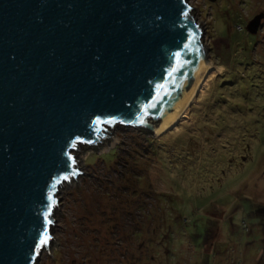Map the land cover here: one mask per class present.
I'll use <instances>...</instances> for the list:
<instances>
[{
	"label": "rangeland",
	"instance_id": "obj_1",
	"mask_svg": "<svg viewBox=\"0 0 264 264\" xmlns=\"http://www.w3.org/2000/svg\"><path fill=\"white\" fill-rule=\"evenodd\" d=\"M190 3L214 68L186 117L76 148L37 264H264V0Z\"/></svg>",
	"mask_w": 264,
	"mask_h": 264
},
{
	"label": "water",
	"instance_id": "obj_2",
	"mask_svg": "<svg viewBox=\"0 0 264 264\" xmlns=\"http://www.w3.org/2000/svg\"><path fill=\"white\" fill-rule=\"evenodd\" d=\"M190 2L0 0V264L49 250L76 148L110 145L116 124L164 132L208 60Z\"/></svg>",
	"mask_w": 264,
	"mask_h": 264
},
{
	"label": "bare ground",
	"instance_id": "obj_3",
	"mask_svg": "<svg viewBox=\"0 0 264 264\" xmlns=\"http://www.w3.org/2000/svg\"><path fill=\"white\" fill-rule=\"evenodd\" d=\"M213 68H214V63L211 60L205 61L204 65L201 69V72L199 73L198 78H197L195 84L192 86L187 97L185 98V100L183 101V103L181 104L179 109L176 111V113L169 119V121L160 127L157 135L160 134L161 132L171 128L172 126H174L179 121L180 118L186 117V113H185L186 110L190 106L191 102L194 100V97L196 96L197 92L199 91L203 81L205 80V77Z\"/></svg>",
	"mask_w": 264,
	"mask_h": 264
},
{
	"label": "snow or ice",
	"instance_id": "obj_4",
	"mask_svg": "<svg viewBox=\"0 0 264 264\" xmlns=\"http://www.w3.org/2000/svg\"><path fill=\"white\" fill-rule=\"evenodd\" d=\"M75 174V173H73ZM64 179H68L67 176L64 177ZM49 223H51V221H49ZM49 237L47 236V234H45L41 239H40V242H39V245L37 246V248H39L40 246L44 245L47 243Z\"/></svg>",
	"mask_w": 264,
	"mask_h": 264
},
{
	"label": "trees",
	"instance_id": "obj_5",
	"mask_svg": "<svg viewBox=\"0 0 264 264\" xmlns=\"http://www.w3.org/2000/svg\"><path fill=\"white\" fill-rule=\"evenodd\" d=\"M247 29L252 33V34H254V28H253V30H252V26L251 27H247ZM114 149V148H113ZM219 230V229H218ZM208 234H210V232L208 233Z\"/></svg>",
	"mask_w": 264,
	"mask_h": 264
}]
</instances>
